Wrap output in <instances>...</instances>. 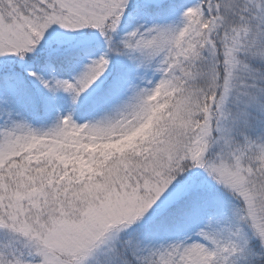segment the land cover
Returning <instances> with one entry per match:
<instances>
[{
  "label": "snow or ice",
  "instance_id": "obj_1",
  "mask_svg": "<svg viewBox=\"0 0 264 264\" xmlns=\"http://www.w3.org/2000/svg\"><path fill=\"white\" fill-rule=\"evenodd\" d=\"M0 264H264V0H0Z\"/></svg>",
  "mask_w": 264,
  "mask_h": 264
}]
</instances>
